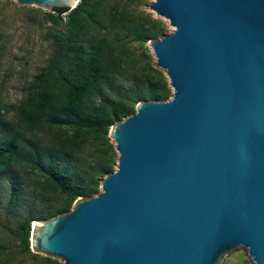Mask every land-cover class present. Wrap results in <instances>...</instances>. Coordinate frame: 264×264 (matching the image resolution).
Returning a JSON list of instances; mask_svg holds the SVG:
<instances>
[{
  "label": "water",
  "instance_id": "1",
  "mask_svg": "<svg viewBox=\"0 0 264 264\" xmlns=\"http://www.w3.org/2000/svg\"><path fill=\"white\" fill-rule=\"evenodd\" d=\"M49 12L81 0H15ZM175 30L149 42L173 90L115 124L100 193L32 225L64 264H264V0H154ZM36 223V224H35Z\"/></svg>",
  "mask_w": 264,
  "mask_h": 264
},
{
  "label": "trees",
  "instance_id": "2",
  "mask_svg": "<svg viewBox=\"0 0 264 264\" xmlns=\"http://www.w3.org/2000/svg\"><path fill=\"white\" fill-rule=\"evenodd\" d=\"M136 1L141 0H81L73 10L27 11L41 44L22 61L30 65L36 51L45 58L13 111L0 97V181L9 187L7 211L19 215L21 208L26 214L12 231L33 264H58L32 252L33 223L96 197L115 171L111 128L139 103L172 96L162 71L142 65L133 49L167 34L164 23ZM5 11L0 2V77L13 38ZM4 257L7 264L18 260L0 243V264Z\"/></svg>",
  "mask_w": 264,
  "mask_h": 264
},
{
  "label": "rangeland",
  "instance_id": "3",
  "mask_svg": "<svg viewBox=\"0 0 264 264\" xmlns=\"http://www.w3.org/2000/svg\"><path fill=\"white\" fill-rule=\"evenodd\" d=\"M0 2L6 5L5 17L10 18L13 22V24L9 26L11 27L10 32L13 35L11 50L6 57V60L4 61L3 72L5 73L0 77V97L2 100V106L13 111L25 96L26 89L32 83L37 69L43 64V60L45 58L44 55H41L39 51H36L33 53V60L30 65H28L26 61H22V58L25 56L27 51L33 49L34 47L38 48L41 44L40 36L34 34L36 33V26L32 24L31 20L28 17L29 15L27 14V11L39 10L41 15H48L52 12L32 6H21L15 0H0ZM138 2H140L139 5L142 11L152 13L156 19L161 20L164 23L167 32L166 35L174 32L175 29L170 26V22L168 20L158 17L154 12H151L149 10L148 7L154 2V0L136 1V4ZM22 7L26 9L23 10L21 9ZM47 26H52V23H47ZM30 31L32 32L31 37L29 34ZM133 49L135 50L136 56L138 60L141 61L142 65L151 63V65L155 69L160 70L155 67L156 60L149 43L144 47L135 43L133 45ZM162 73L165 75L163 71ZM116 156L118 160L117 152ZM9 199V187L7 184L0 181V243L5 245L8 249L12 250L13 255L18 258V260L14 262V264H33V261L28 255H22V248L19 238L12 231L13 229H16L18 227L19 223L22 222L26 214L21 208L19 209V215L8 212L7 204L9 202ZM40 256L46 257L42 254H40ZM6 260L7 257H4L2 259L3 264H7ZM57 261L58 264H64L61 260ZM221 264L253 263L248 257L247 252L240 248L228 254L223 259Z\"/></svg>",
  "mask_w": 264,
  "mask_h": 264
},
{
  "label": "bare ground",
  "instance_id": "4",
  "mask_svg": "<svg viewBox=\"0 0 264 264\" xmlns=\"http://www.w3.org/2000/svg\"><path fill=\"white\" fill-rule=\"evenodd\" d=\"M36 224V223H35Z\"/></svg>",
  "mask_w": 264,
  "mask_h": 264
}]
</instances>
